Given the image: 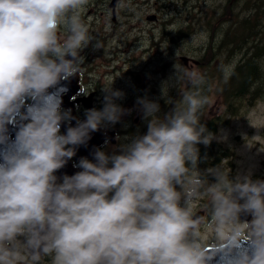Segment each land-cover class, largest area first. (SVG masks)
<instances>
[{
  "label": "clouds",
  "instance_id": "clouds-1",
  "mask_svg": "<svg viewBox=\"0 0 264 264\" xmlns=\"http://www.w3.org/2000/svg\"><path fill=\"white\" fill-rule=\"evenodd\" d=\"M87 3L0 0V144L6 143V125L25 100L44 99L43 105L28 108V122L0 154V264H21L25 248L33 264L42 255L53 264H207L204 221L193 213L202 189L211 197V247L231 250L248 241L233 264H264V180L245 175L233 181L217 168L210 170L216 182L205 187L198 173L190 175L197 145L213 138L200 123L209 100L199 91L186 92L184 106L162 121L154 119L158 102L137 98L148 120L146 133L119 153L96 148L92 159L82 157L74 165L80 171L57 182L55 173L75 155L76 146L127 113L114 103L123 93L110 85L104 87L102 110L89 109L86 120L60 132L61 123L72 117L48 89L83 63L80 53L92 41L81 19ZM61 26L68 32L63 40ZM185 75L197 89L204 83L195 72ZM242 212L251 214L250 223L240 222Z\"/></svg>",
  "mask_w": 264,
  "mask_h": 264
},
{
  "label": "flooded vegetation",
  "instance_id": "flooded-vegetation-1",
  "mask_svg": "<svg viewBox=\"0 0 264 264\" xmlns=\"http://www.w3.org/2000/svg\"><path fill=\"white\" fill-rule=\"evenodd\" d=\"M261 1L264 3V0H251L246 6L238 8L235 4L238 2L235 0H227V2L223 4L212 5L210 9L203 11L202 6L197 3V0H155L153 2L154 13H148L144 16L146 21L152 22L151 28H147L141 21L142 18L140 21L136 22H134L133 19H137L135 16L137 12H143L146 10L147 6L152 5L151 0H88V3L81 9V19L88 27L92 41L88 47L83 49L80 53L84 58L83 63L80 64L79 71L73 76L66 80H60L56 86L48 89L49 94H55L60 109L62 111H70V116L72 117L70 121H63L61 123V134L65 133L68 127L77 126V121L83 122L86 120V112L89 109L95 108L97 110H102L104 107V87H108V85L106 81H102L103 77H99L93 69V60L100 55L101 52H104L102 57L107 61L108 59H111V61H118L114 69L116 71L121 70L123 81L131 80L135 83V86L138 84L142 86L143 89H146L147 83L144 81L143 72L136 70V65L140 63L141 60H145L143 62L144 65L151 64L155 54L160 55L164 53L162 52L163 50L159 49V47L164 44L171 50L175 48L173 47L174 45L187 42L189 38L196 33L189 23H195L198 20L201 22L199 27L205 29L210 37V46L205 48L207 53L201 60L189 58L188 62L185 63V67L189 73H192L195 72V69L204 66L208 74L204 75V83L198 89L193 87L189 81L188 85L182 91L184 93L199 91L202 95L208 97L209 103L204 106L202 110L200 123L206 127L207 132L211 133L213 138L207 145L203 143L197 145L198 160L195 169H192L190 164L188 165L190 167V175L198 173L201 179L210 183H215L216 177L212 175L210 171H206L202 166L207 162L210 166H215L216 169L218 168L222 171L223 163L228 162L226 176L230 180L235 181L232 172H228L230 165L232 166L230 161L232 159L230 158L231 155L225 159L221 158V150L222 147H224L223 145H225V142L222 141V132L225 129H231L232 120L238 118L239 114L235 113L234 115L233 113L237 108V104H226L222 101L223 84L229 81L237 82L240 78L243 83L254 85L260 92H264V10H262L264 6L259 4ZM121 4L122 35L116 34L114 41L116 45L122 42V47L128 46V49L122 48V56L128 54V58L125 59L124 63H122V58L117 48L105 44L92 29L93 22L97 20L98 12L102 8L110 13L111 21L115 24L117 22V12ZM204 4H207V0H204ZM239 11L254 14L250 19L252 25L249 27V31H243L246 36L245 40L238 41V39L235 38L230 47L223 48L221 43V38L225 35L223 28H226L232 21L236 23ZM171 13L173 15L171 18L164 19L166 15L168 16ZM177 17L182 19H177ZM153 19H155V21H152ZM161 21H163V23H160ZM123 28H125V30H123ZM132 32L136 33L135 38L127 39L126 37ZM67 35V30L61 26L58 29L59 38L63 40ZM240 53L241 56H239ZM148 54L152 55L149 60L146 58ZM208 55H210L211 64L203 62ZM217 56L222 59L216 61ZM230 56H232V62L228 60ZM175 63L174 60L167 61L157 68V71H165L174 66ZM242 63H248V66L246 72L239 75L240 65ZM230 65L231 69L228 70V72L230 73L231 79H228L230 76L226 79L225 68ZM212 85H217V88H213ZM129 91L131 92L127 90L126 93L130 97L134 90L132 88V90ZM180 91L181 90L174 91L170 96L163 98L159 102L163 100H176L183 94L179 93ZM176 93L179 94L175 95ZM263 97L248 102L252 105L262 100ZM213 99L216 100L217 109L207 111ZM39 102L41 103L39 104ZM43 104V98L38 99L37 102H34L32 98H27L25 100V104L20 109L19 113L15 115L12 122L6 125L7 141L6 143L0 144L1 154L12 146L19 127L28 122L27 119H25L28 108L32 105ZM127 114H131L130 110ZM122 119L123 118H120L115 124H108L102 126L98 131L91 132L90 141H87V143L91 142V144H95L91 150H87L85 147L79 148L80 145L76 146L75 155L67 161L64 167L55 173L58 177L57 182H60L64 175L80 171L81 169L74 167V165H77L82 157L92 159V151L94 152L96 148H101L108 154L119 153L121 147L125 145L121 142V138L123 136L132 135L136 127V125H125ZM163 119L158 120L162 121ZM127 126L129 127L127 128ZM0 156V162H2L3 157L2 155ZM200 196L201 198L195 199L196 206L193 207V213L195 216L197 213L203 212L202 219L204 223L201 224V229H203V236L209 244V248L207 249L209 253L207 258L209 261L208 264H220L219 260L221 251L223 250L226 253L231 252L235 258L241 250L248 247L249 242L241 240L240 248H232L231 250L227 248L217 249L211 247V245L215 243L213 229L210 230L211 224L209 223L211 219V201L208 200V194H206L204 189L201 190ZM239 220L241 223H250L252 216L251 214L242 212L239 216ZM21 239L23 240V237H21ZM22 255L24 261H22L21 264H33L31 252L29 250L26 248L23 249ZM37 264H53L52 258L42 255Z\"/></svg>",
  "mask_w": 264,
  "mask_h": 264
},
{
  "label": "rangeland",
  "instance_id": "rangeland-1",
  "mask_svg": "<svg viewBox=\"0 0 264 264\" xmlns=\"http://www.w3.org/2000/svg\"><path fill=\"white\" fill-rule=\"evenodd\" d=\"M155 0H151V6H147L146 10L143 12H137L135 14L137 19H133L134 22L141 21L147 28H151L152 22L146 21L144 16L148 13H154L153 2ZM238 3H235L238 8H242L246 6L247 3H250L251 0H235ZM227 2V0H207V4H204V0H197L200 6H202L203 11L206 9H210L212 5L223 4ZM253 5V4H251ZM122 4L120 9L117 12V22L115 24L111 21V16L108 11L104 8L100 9L98 12V18L95 22H93V32L97 34L101 40L108 45L115 46L118 52L121 55L122 63H124L125 59L128 58V54L122 56V48L128 49L127 47H122V42L119 45L115 44L114 38L116 34L122 35ZM264 10V7H262ZM213 11V10H212ZM152 16V15H150ZM173 15H166L164 19L171 18ZM149 17V16H148ZM177 19H182L177 17ZM152 21H155L153 19ZM160 23H163L161 21ZM201 22L196 21L195 23L190 22L189 25L196 32L189 40L180 45H174V49H168L167 45L164 44L160 46L159 49L163 50L162 54H155L152 58V63L149 65H144L143 62L145 60H141L140 63L136 65V70H140L143 72L144 81L147 83V88L143 89L142 86L136 85L131 80L123 81L122 80V72L121 70L116 71L114 66L118 63V61H108L103 58L104 52H101L93 60V69L99 77H103L102 81H106L107 85L110 86L113 91L119 90L123 93L122 98L114 99V103L118 104L127 112L130 110L131 114L122 115L123 123L125 125H136L135 130L132 135L123 136L121 138V142L123 144L130 143V141L136 137L137 135H142L147 131L148 120L143 118V113L140 109V106L136 103L137 98L139 97H147L150 100L159 101L163 98L170 96L174 91L181 90L179 93H183L182 91L189 82L188 77L185 75L189 73L186 69V64L183 57L194 58L195 60H201L202 55L204 56L207 52L205 48L210 46V37L205 29L200 28ZM161 27V25H160ZM125 30V28H123ZM134 32L130 33L126 38L132 39L135 38ZM152 55H147V60L150 59ZM241 56V53L239 54ZM222 58L217 56L216 61H220ZM174 60L175 67L179 71L176 72L174 66L171 68L158 72L157 68H159L162 64L167 61ZM230 66H226L225 70H230ZM195 73L200 76L208 74V71L204 66L202 68L195 69ZM213 88H217V85H212ZM133 92L129 97L126 91ZM219 99V98H218ZM220 100V99H219ZM242 106L239 110V117L232 120V126L229 130H223L222 132V141L225 142L224 148H228L230 150V155L232 158L230 161L232 166L230 165L228 172H232L235 179L240 176H250V178L255 180H264V97L262 100H259L252 105L249 104L247 99H240ZM207 105V104H206ZM205 105V106H206ZM184 106V105H183ZM217 103L216 100L213 99L210 104L208 110H216ZM161 112L157 113V119L160 117ZM151 119V118H148ZM136 120V121H135ZM127 126V128L129 127ZM228 146V147H227ZM227 163H223V168H225L227 172ZM212 184L206 181V185ZM198 198H201L199 196ZM208 200L211 201L210 195H208ZM243 203V201H240ZM181 205L183 206L184 200L182 198ZM196 206V200L193 202V207ZM214 226L211 225L210 230L213 229ZM203 234V229H201Z\"/></svg>",
  "mask_w": 264,
  "mask_h": 264
},
{
  "label": "trees",
  "instance_id": "trees-1",
  "mask_svg": "<svg viewBox=\"0 0 264 264\" xmlns=\"http://www.w3.org/2000/svg\"><path fill=\"white\" fill-rule=\"evenodd\" d=\"M261 6H264V3L261 1L259 3ZM254 16L253 13H243L241 11L238 12L236 23L232 21L226 28H223V31L225 32V35L221 38L222 47H230L233 40L235 38L238 39V41L245 40L246 36L243 33V31H249V27L252 25V22H250V19ZM204 56L202 55V58ZM203 60V59H202ZM229 62H232V56L228 59ZM210 55L207 56L203 62L207 64H211ZM248 66V63H242L240 65V74H243L246 72V68ZM231 79V76L228 78ZM179 93H176L175 95H178ZM223 99L222 101L226 104H237V108L234 110L235 113L239 114V110L243 103H241L240 99H247L248 101H254L262 98L264 96V92H260L258 88H256L254 85H249L247 83H243L240 78L237 82L229 81L223 84V91H222ZM160 105V112L161 115L158 119H163L166 114H169L172 112L174 108L177 107H183V94L179 96L176 100H163L159 103ZM224 146V145H223ZM230 156V150L228 148L222 147L221 150V158L225 159L226 157ZM205 168L206 171L214 170L216 169L215 166H210L207 162L202 166ZM222 172L226 175L227 172L225 168L222 166ZM180 187L177 186V190H179Z\"/></svg>",
  "mask_w": 264,
  "mask_h": 264
},
{
  "label": "water",
  "instance_id": "water-1",
  "mask_svg": "<svg viewBox=\"0 0 264 264\" xmlns=\"http://www.w3.org/2000/svg\"><path fill=\"white\" fill-rule=\"evenodd\" d=\"M183 60L185 61V62H187L188 61V58L187 57H183ZM139 81H140V78H139ZM36 100V101H35ZM34 100V102H37V100L38 99H35ZM41 102H39V104H40ZM37 104V103H36ZM100 134V133H99ZM98 134V135H99ZM96 135V134H95ZM97 135V136H98ZM90 141V140H89ZM94 145L95 144H91V142L90 143H85V144H82V145H80L79 146V148H87V150H91V148H93L94 147ZM90 147V148H89ZM6 149V148H5ZM4 149V150H5ZM7 150V149H6ZM2 151V150H1ZM95 151V150H94ZM92 153H93V151H92ZM1 154V153H0ZM1 157V156H0ZM75 172H73V173H71V174H69V175H73ZM195 216H199V217H201L202 218V216H203V212H199V213H197ZM249 244V243H248ZM217 250V249H216ZM233 261H234V257H233V254L231 253V252H229V253H226L224 250L223 251H221V256H220V260H219V263L220 264H233ZM209 263V261L207 260V264ZM211 263V262H210Z\"/></svg>",
  "mask_w": 264,
  "mask_h": 264
}]
</instances>
